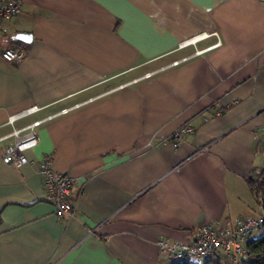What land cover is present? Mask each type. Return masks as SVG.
I'll use <instances>...</instances> for the list:
<instances>
[{"label":"crops","instance_id":"crops-1","mask_svg":"<svg viewBox=\"0 0 264 264\" xmlns=\"http://www.w3.org/2000/svg\"><path fill=\"white\" fill-rule=\"evenodd\" d=\"M21 2L0 28V49L26 50L0 55V136L34 104L16 126L42 123L19 168L0 142V264H169L160 238L264 212L249 183L264 169V0ZM48 155L75 178V217L45 197Z\"/></svg>","mask_w":264,"mask_h":264},{"label":"built area","instance_id":"built-area-1","mask_svg":"<svg viewBox=\"0 0 264 264\" xmlns=\"http://www.w3.org/2000/svg\"><path fill=\"white\" fill-rule=\"evenodd\" d=\"M21 11V0H0V28H2L3 19L19 14ZM0 55L8 62H17L25 57L26 50L21 46H10L0 49ZM41 109L42 106L34 104L8 116L5 124L11 126V131L0 136V142L10 141L4 149L2 157L4 163L19 168L29 162L24 152L38 143L36 129L42 120H35L24 127H17L16 122ZM194 131V127L189 124L176 129L171 135L172 146L178 147L181 139ZM35 168L42 178L46 199L54 205L55 214L58 217H75L74 203L70 199L75 178L70 173L56 170L51 155L38 161ZM263 223L264 212L257 216L228 220L220 226L205 223L199 228L194 241L172 242L166 238H160L157 244L160 252L167 257L169 262H201L222 254L230 264H240V259L249 255L247 242Z\"/></svg>","mask_w":264,"mask_h":264},{"label":"trees","instance_id":"trees-1","mask_svg":"<svg viewBox=\"0 0 264 264\" xmlns=\"http://www.w3.org/2000/svg\"><path fill=\"white\" fill-rule=\"evenodd\" d=\"M249 183L256 201L262 205L264 211V169L260 174L252 175L249 178ZM257 231L246 244L249 255L240 259V264H264V223ZM222 259H225V256L218 254L217 257L207 258L203 262L172 261L169 264H230L229 261L221 262Z\"/></svg>","mask_w":264,"mask_h":264},{"label":"water","instance_id":"water-1","mask_svg":"<svg viewBox=\"0 0 264 264\" xmlns=\"http://www.w3.org/2000/svg\"><path fill=\"white\" fill-rule=\"evenodd\" d=\"M17 38H18V39H22V40H24V41H28V40H30V35L27 34V33H19V34L17 35Z\"/></svg>","mask_w":264,"mask_h":264},{"label":"rangeland","instance_id":"rangeland-1","mask_svg":"<svg viewBox=\"0 0 264 264\" xmlns=\"http://www.w3.org/2000/svg\"><path fill=\"white\" fill-rule=\"evenodd\" d=\"M259 213H260V209L257 208V213L256 214H259ZM256 214H254V215H256Z\"/></svg>","mask_w":264,"mask_h":264}]
</instances>
